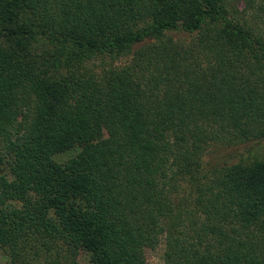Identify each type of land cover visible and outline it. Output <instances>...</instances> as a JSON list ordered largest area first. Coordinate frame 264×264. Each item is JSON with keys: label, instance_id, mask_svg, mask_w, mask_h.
<instances>
[{"label": "trees", "instance_id": "trees-1", "mask_svg": "<svg viewBox=\"0 0 264 264\" xmlns=\"http://www.w3.org/2000/svg\"><path fill=\"white\" fill-rule=\"evenodd\" d=\"M263 146L264 0H0L5 264H264Z\"/></svg>", "mask_w": 264, "mask_h": 264}, {"label": "rangeland", "instance_id": "rangeland-1", "mask_svg": "<svg viewBox=\"0 0 264 264\" xmlns=\"http://www.w3.org/2000/svg\"><path fill=\"white\" fill-rule=\"evenodd\" d=\"M242 6V5H241ZM174 38H182V36L177 35L176 33L171 34ZM124 62V60H122ZM82 149V146L77 145L75 148H72L71 150L57 154L54 156V160L57 163H63L69 158L75 157ZM228 149L222 148L221 150H213L209 155H207L206 159L208 162L210 161L211 164L217 162L220 160L221 155L224 154ZM264 152V146L262 148V151ZM164 251H165V244H164V238L162 236H159L158 240L154 242L150 247H148L146 255H145V261L148 264H163L164 261ZM6 257L4 255V252L0 249V264H5Z\"/></svg>", "mask_w": 264, "mask_h": 264}]
</instances>
